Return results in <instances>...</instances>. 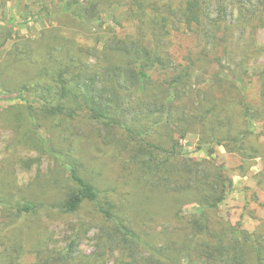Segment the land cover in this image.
Listing matches in <instances>:
<instances>
[{
	"label": "trees",
	"instance_id": "1",
	"mask_svg": "<svg viewBox=\"0 0 264 264\" xmlns=\"http://www.w3.org/2000/svg\"><path fill=\"white\" fill-rule=\"evenodd\" d=\"M127 3L126 13L140 21L139 34L111 32L113 38L102 49L104 14ZM56 6L59 26L45 30L37 40L19 39L8 55L6 67L17 79L9 98L29 111L17 118L35 123V117L42 115L58 119L61 127L83 114L102 126L105 140L117 142L122 154L121 188L113 192L101 191L83 176L77 163L68 162L70 178L57 204L60 212L74 215L84 204L93 205L100 217L99 243L120 253L117 264H172L148 240L150 233L141 232L122 213V207H129L135 195L140 201L135 196L132 203L144 207L160 193H193L201 213L185 220L186 234L192 239L190 252L207 264H264L263 233L251 235L211 216L233 185L225 169L185 156L181 144L189 133H197L201 148L239 144L235 148L246 149L248 155L249 143L264 137V129L258 127L264 123V63L251 67L252 59L260 60L264 49L257 41L264 26V0H59ZM237 12L240 18L234 23ZM63 18L74 24L71 33L60 25ZM239 28L242 32L237 35ZM94 30H98L96 43ZM181 30L195 38L196 50L177 62L166 45ZM8 38L2 37L0 48ZM256 82L259 105L248 96ZM62 135L61 141L67 142L69 136ZM59 150L52 153L62 159ZM40 205H20L16 216L26 217ZM179 207L174 204L171 209L180 224L178 231L183 228ZM78 242L76 237L60 251L40 241L43 245L34 246L26 259L22 246L15 244L4 263L104 262V252L90 263L75 261Z\"/></svg>",
	"mask_w": 264,
	"mask_h": 264
},
{
	"label": "rangeland",
	"instance_id": "2",
	"mask_svg": "<svg viewBox=\"0 0 264 264\" xmlns=\"http://www.w3.org/2000/svg\"><path fill=\"white\" fill-rule=\"evenodd\" d=\"M58 1L0 0V43L2 37H9L0 48V264H5L6 253L15 244L22 246L23 258L26 259L34 246L43 245L40 241L48 243L51 249L62 251L76 237L79 245L75 261L90 263L91 259H97L104 252L105 259L101 264H117L120 253L102 248L99 243L96 224L100 217L93 205L84 204L74 215L60 212L57 206L67 191L66 184L70 178L68 162L77 163L83 176L101 191L113 192V189L121 188L122 154L116 146L117 142L106 141L102 126L83 114L61 127H57L58 119L42 115L35 117V123L30 120L20 122L17 115L29 111L9 98L13 96L9 92L16 88L17 82L16 76L11 74L12 70L6 67L9 53L19 39L37 40L45 30L59 26L54 17ZM129 6L128 3L115 5L104 14L105 23L101 31L104 33L99 37L102 49L113 38L111 32L119 36L139 34L140 21L126 13ZM239 18L237 12L232 20L235 23ZM61 22L60 25L71 33L74 24L67 18ZM97 32H92L94 43ZM241 32L240 28L237 29V35ZM247 36H251V31ZM257 41L264 48V26L258 30ZM195 46V38L181 30L173 33L166 49L177 62H181L189 50H196ZM262 52L260 60L254 55L252 68L257 69L264 63V49ZM29 84L33 85L32 81ZM259 90V82L248 89L249 100L254 105L260 104ZM258 127L263 132L264 123L260 122ZM63 133L69 136L65 143L61 141ZM181 144L185 156L198 161L207 160L210 166L217 164L233 181L226 199L211 216L251 235L264 234V137L249 143L252 151L248 155L244 153L246 149L235 148L239 144H209L201 148L203 145L197 133H189ZM59 149L63 150L62 159L52 153ZM159 196L151 205L144 207L142 203H132V197L129 207H122V213L141 232L150 233L148 240L163 256L170 258L172 264H207L190 252L188 241L192 239L184 228L186 218L201 213L199 198L193 193L184 196L160 193ZM136 199L140 201V196L137 195ZM31 202L43 205L34 213L18 218L17 207ZM174 204L182 211L183 219L179 221L183 228L180 231L176 229L180 224L175 222L178 219L171 210ZM83 222L86 224L80 229Z\"/></svg>",
	"mask_w": 264,
	"mask_h": 264
}]
</instances>
